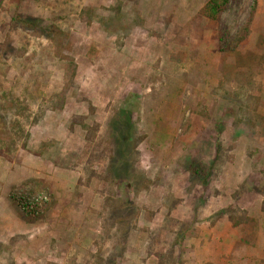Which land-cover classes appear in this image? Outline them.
<instances>
[{
  "label": "rangeland",
  "instance_id": "374dc122",
  "mask_svg": "<svg viewBox=\"0 0 264 264\" xmlns=\"http://www.w3.org/2000/svg\"><path fill=\"white\" fill-rule=\"evenodd\" d=\"M206 1L0 0V264H264V0Z\"/></svg>",
  "mask_w": 264,
  "mask_h": 264
},
{
  "label": "trees",
  "instance_id": "16d2710c",
  "mask_svg": "<svg viewBox=\"0 0 264 264\" xmlns=\"http://www.w3.org/2000/svg\"><path fill=\"white\" fill-rule=\"evenodd\" d=\"M15 2H20V0H14ZM234 0H207L200 9V13L209 21L217 22L219 21L221 14L229 7V5ZM258 1L252 0L251 7L248 11L247 17L242 23L239 30L232 37V39L225 43V49L228 51H234L239 47L242 42L248 37L250 29L254 20V16L257 10ZM70 84V79L67 81ZM69 86V85H68ZM189 171L196 177L202 178L206 176V171L208 166L199 164L196 162H191L189 165ZM34 198L39 197L38 200H30V195H20L15 194L12 200L15 206L22 212L24 218L27 221H32L39 219L45 209L46 201L43 200V196H33Z\"/></svg>",
  "mask_w": 264,
  "mask_h": 264
},
{
  "label": "built area",
  "instance_id": "2783aa9c",
  "mask_svg": "<svg viewBox=\"0 0 264 264\" xmlns=\"http://www.w3.org/2000/svg\"><path fill=\"white\" fill-rule=\"evenodd\" d=\"M42 198H43V200H46V197L45 196H43ZM38 199H39V197H37V198H34V197L30 198V200H38Z\"/></svg>",
  "mask_w": 264,
  "mask_h": 264
}]
</instances>
